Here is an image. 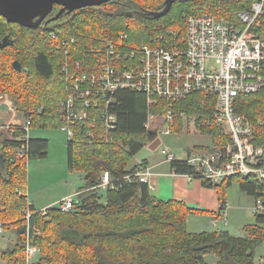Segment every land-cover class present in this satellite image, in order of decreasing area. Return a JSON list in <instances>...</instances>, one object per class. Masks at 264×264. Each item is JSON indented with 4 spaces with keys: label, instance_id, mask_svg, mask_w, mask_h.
I'll list each match as a JSON object with an SVG mask.
<instances>
[{
    "label": "trees",
    "instance_id": "1",
    "mask_svg": "<svg viewBox=\"0 0 264 264\" xmlns=\"http://www.w3.org/2000/svg\"><path fill=\"white\" fill-rule=\"evenodd\" d=\"M166 1L112 0L65 13L38 29L9 23L0 15V41L9 37L13 42L0 49V93H9L17 111L25 118L32 117L31 129H61L65 122L59 109L68 97V83L61 72L66 50L56 45L76 39V44L69 46L73 61L87 60L90 70L98 56L90 52L101 53L106 42L116 43L119 35L127 37L129 48L159 47L164 44L160 36L168 39L172 33L184 40L187 19L192 16L215 15L236 21L240 12L249 11L258 0H177L167 15H150L163 11ZM259 21L264 28V15ZM15 61L21 64V71L13 67ZM115 99L110 107L117 117L115 144H89L90 122L72 127L74 138L67 145L69 169L84 174L85 180L73 211L51 208L43 215L29 202V161L48 157V140L30 139L28 159H20L21 142L17 138L24 130L14 127L13 138L0 139V223L6 231L17 228L18 238L16 248L3 252L2 260L26 264L27 222L23 211L29 207L35 212L31 219L32 243L41 254L34 264H209V255L216 256V264H256L257 250L264 244V216L256 215V224L244 229L245 237L227 230L189 233V216L199 211L184 202L159 200L150 194L148 184L125 179L137 172L138 166L130 167L133 158L158 134L146 128L149 107L144 93L120 90ZM204 100V94L196 93L175 104V132L184 131L179 113L185 112L197 116L198 128L212 136L215 146H224L229 139L221 129L203 126L214 110V100ZM237 110L256 125L255 144L264 149V89L240 97ZM151 111L165 113L162 105ZM260 121L263 125L257 126ZM171 169L176 174L196 175L185 160L172 161ZM104 173H109L112 180L105 195L101 194ZM235 182H240L241 190L255 201H264V184L252 178L229 179L215 187L203 183L217 190L224 211L228 205L226 189Z\"/></svg>",
    "mask_w": 264,
    "mask_h": 264
},
{
    "label": "built area",
    "instance_id": "2",
    "mask_svg": "<svg viewBox=\"0 0 264 264\" xmlns=\"http://www.w3.org/2000/svg\"><path fill=\"white\" fill-rule=\"evenodd\" d=\"M263 15L264 0H258L249 11L240 12L236 21L215 15L192 16L187 19L184 40H178L174 34L168 39L160 36L164 44L159 47L129 48L126 46L127 37L119 35L116 43L107 41L101 53L90 52L98 55L95 65L90 64V70L87 60L73 61L69 46L75 45L76 39L64 40L56 45L57 49L66 50L61 72L68 83V97L59 109L65 122L62 131L71 141L74 138L72 127L90 122L89 144H115L117 117L110 107L116 103V92L127 90L146 95L149 107L147 130L170 136L176 133L175 104L202 93L206 100H214L211 118L205 120L203 126L215 125L229 141L224 146L189 150L183 160L196 175L187 176L213 187L234 178H252L264 184V149L255 144V126L237 110L240 97L264 89V28L259 21ZM51 37L55 39L54 34ZM161 105L164 114L151 111ZM9 110L17 113L14 107ZM179 117L185 129L191 125L199 129L197 116L180 112ZM31 121L30 116L23 124L11 123L8 127L12 131L14 127L24 130L17 139L21 142L18 149L20 159L29 156ZM161 154L168 162L180 160L169 149H162ZM150 176V169L140 163L137 172L125 179L149 185ZM111 182L109 173H104L101 188H107ZM81 194L78 192L65 198L52 208L60 212L73 211ZM49 209L39 212L45 215ZM253 211L257 216H264V201H255ZM23 212L27 222L26 264H34L40 254V249L32 243L31 219L35 212L29 207ZM220 222L228 225L226 213L215 218L212 225L216 227ZM5 231L0 223V237Z\"/></svg>",
    "mask_w": 264,
    "mask_h": 264
},
{
    "label": "rangeland",
    "instance_id": "3",
    "mask_svg": "<svg viewBox=\"0 0 264 264\" xmlns=\"http://www.w3.org/2000/svg\"><path fill=\"white\" fill-rule=\"evenodd\" d=\"M59 11L60 8L56 7L51 17L54 18ZM65 20L67 19H62V22ZM89 56L93 55H88V57ZM11 107L17 108L10 94L7 92L0 93V110L7 112ZM16 112L18 113V117L23 120L24 115L18 111ZM262 122L263 121H260L257 126L263 125ZM0 123V139H3V136L11 138L8 129L11 123L3 120H0ZM3 123L4 125H2ZM22 123H24V121ZM29 136L34 139L48 140L50 143L48 157L46 159L29 161L27 170V195L29 202L35 206L36 211H42L43 205L46 202L52 199H62L65 196L73 195L75 191L84 188V174L77 171L73 172L69 169L67 155L68 136L66 132L61 129H30ZM213 145V138L211 135L191 125L182 133H173L170 136L158 135L155 141L146 145L143 150L133 158L130 167H134L136 164L139 166L141 163L139 161L147 157H154L156 160H165L161 154L162 149L172 150L175 152L178 159H183L185 151L190 148L194 149L192 147H211ZM106 189L107 188H101V194L105 195L104 192ZM226 196L229 202L227 213L228 225L226 227L222 224H218L215 228L209 218L189 216L190 218L187 223L188 232L201 233L227 230L234 236L245 237L247 234L244 229L256 224V214L253 211L255 198L241 190L240 182H235L231 187L227 188ZM16 231L17 228L7 230L5 234L0 237V264H5L4 261L1 260V256L2 251L7 249L3 240L11 238L13 243L15 242L17 244L18 239ZM40 257L41 254H39V257L36 259V263L39 261ZM206 260L209 264L217 263V258L214 255H209ZM263 262L264 244L258 248L256 256V264H263Z\"/></svg>",
    "mask_w": 264,
    "mask_h": 264
},
{
    "label": "crops",
    "instance_id": "4",
    "mask_svg": "<svg viewBox=\"0 0 264 264\" xmlns=\"http://www.w3.org/2000/svg\"><path fill=\"white\" fill-rule=\"evenodd\" d=\"M9 111H10L9 109L7 110V112L0 110V120L7 121L10 123L23 124L22 122L25 120V117L22 120L18 117V113L13 114L12 112ZM2 125H4V123ZM30 139H34V138H30ZM195 147H201V146H195ZM190 149L186 150L185 154ZM185 154H184V158H185ZM139 162L145 164V166H147L151 171V176L149 178V187H150V194L153 197L163 201L176 200V201L184 202L189 208L200 212L198 214L191 215L190 217L196 216L199 218H209L211 222H213L215 218L221 217L223 213L226 214L228 213L229 202L226 207V210L221 211V203L216 189L207 187L206 185H204V183L201 180L191 179L187 175L176 174L171 169V162H168L166 159L156 160L154 157L151 158L147 157L146 159ZM134 166H137V164ZM79 191L80 189L75 191L73 195L65 196L62 199H52L46 202L43 205V210L48 209L49 207L51 208L54 207V205H56L61 200L68 197H72L75 194H77ZM219 224L224 225L221 222ZM3 241L6 244V248H7L5 251H13L18 244V240L16 244L15 242L13 243V240L11 238H6ZM5 251H2V254ZM1 260H2V256H1ZM4 263L7 264L6 262Z\"/></svg>",
    "mask_w": 264,
    "mask_h": 264
},
{
    "label": "water",
    "instance_id": "5",
    "mask_svg": "<svg viewBox=\"0 0 264 264\" xmlns=\"http://www.w3.org/2000/svg\"><path fill=\"white\" fill-rule=\"evenodd\" d=\"M112 0H0V15L9 23H16L28 29H38L43 21L52 14L55 6H60L59 13L49 20L59 19L63 14L73 13L85 8L99 7ZM177 0H167L161 12L150 13L156 18L167 15ZM13 45L9 37L0 41V49ZM17 71H21L18 61L13 63Z\"/></svg>",
    "mask_w": 264,
    "mask_h": 264
},
{
    "label": "flooded vegetation",
    "instance_id": "6",
    "mask_svg": "<svg viewBox=\"0 0 264 264\" xmlns=\"http://www.w3.org/2000/svg\"><path fill=\"white\" fill-rule=\"evenodd\" d=\"M56 7H59V8L61 9L60 6H55V8H56ZM55 8H54V9H55ZM53 12H54V11H53ZM53 12H52V14H53ZM52 14H51V15H52ZM51 15H49V16L43 21L42 25H46V24H48V21L51 20V19L53 18V17H51ZM42 25H41V26H42ZM41 26H40V27H41Z\"/></svg>",
    "mask_w": 264,
    "mask_h": 264
},
{
    "label": "bare ground",
    "instance_id": "7",
    "mask_svg": "<svg viewBox=\"0 0 264 264\" xmlns=\"http://www.w3.org/2000/svg\"><path fill=\"white\" fill-rule=\"evenodd\" d=\"M253 4H254V3H253ZM171 34H172V33H171ZM15 132H16L15 130H14V131L9 130V133H10V135H11L12 138L14 137ZM19 136H20V135H19ZM18 138H19V137H18ZM18 138H17V139H18Z\"/></svg>",
    "mask_w": 264,
    "mask_h": 264
}]
</instances>
